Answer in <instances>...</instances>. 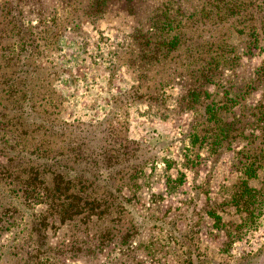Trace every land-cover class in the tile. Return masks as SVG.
I'll use <instances>...</instances> for the list:
<instances>
[{
    "label": "rangeland",
    "instance_id": "rangeland-1",
    "mask_svg": "<svg viewBox=\"0 0 264 264\" xmlns=\"http://www.w3.org/2000/svg\"><path fill=\"white\" fill-rule=\"evenodd\" d=\"M209 1L0 0V264H264V197L233 204L241 145L202 144L189 104L194 64L231 44L198 99L238 95L251 121L264 36H229Z\"/></svg>",
    "mask_w": 264,
    "mask_h": 264
},
{
    "label": "trees",
    "instance_id": "trees-1",
    "mask_svg": "<svg viewBox=\"0 0 264 264\" xmlns=\"http://www.w3.org/2000/svg\"><path fill=\"white\" fill-rule=\"evenodd\" d=\"M205 5L210 6V15H215L222 21L230 22L229 36L241 35L247 38L264 36V0H210L208 3L205 2ZM242 15H244L243 20L241 19ZM177 38L178 36L173 37L168 42L167 37H165V41L152 44L154 45L153 50L156 49L157 51L160 46L170 49L169 47L178 43ZM223 44L224 48H220L219 45L216 51H214L215 47L211 46L206 58L203 60L204 62L194 64L193 74H196V76L193 75V77H195V82L199 81L202 84L190 93L189 104L196 111L195 115L202 120L199 122L202 127L201 133H205L201 139L202 144L206 145L207 143L216 152L219 149L229 150L241 145L235 153L239 165L238 170L243 179L233 196V204L239 207V213L247 219L248 215L254 214L255 199H258V196L264 197V175L261 174L264 173V91L261 101L254 108H250L249 117L252 119L251 121L244 119L243 106L237 101L238 95L230 96L227 92H223L224 96L221 100L213 98L208 101L206 99L201 101L198 99L202 95L203 86L206 83L218 80V85L221 84L223 70H234L236 62L240 61V56L235 55L234 47L231 44ZM231 53H233V56H231ZM256 75V82L264 85V61ZM196 133L198 138V132ZM75 156L79 157L71 158L74 165L80 167L87 163L86 156L83 153ZM40 169V166L32 169L36 179L41 175ZM95 169L100 174L102 173L98 166ZM71 171L74 174H71L72 178L67 179L70 187L68 186L66 191L69 192L73 189L77 199L81 194L80 190L76 188V184L83 185L84 182L83 179L75 180L74 177H81L76 173L75 168ZM253 181H259L262 187L255 188L248 185L249 182ZM34 183L35 178L28 181V183L26 182L25 186L36 188L37 185H34ZM46 190L49 192V197L55 202L61 201L63 190L60 184L52 191L49 188H46ZM85 191L89 194L88 190ZM80 199L84 201L81 196ZM87 205L92 207L90 203ZM59 206L64 210V205L54 204L51 209L59 208ZM83 208V206L74 208V206L69 205L65 212L66 214L74 212L78 215L80 214L79 210H83ZM244 222L243 219L239 225L242 226Z\"/></svg>",
    "mask_w": 264,
    "mask_h": 264
}]
</instances>
